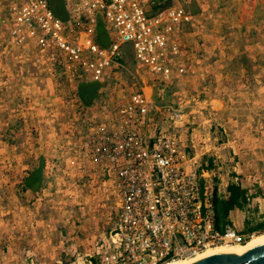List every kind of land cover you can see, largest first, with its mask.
<instances>
[{
    "label": "built area",
    "instance_id": "2783aa9c",
    "mask_svg": "<svg viewBox=\"0 0 264 264\" xmlns=\"http://www.w3.org/2000/svg\"><path fill=\"white\" fill-rule=\"evenodd\" d=\"M6 2L8 27L0 47L39 48L71 84L101 82L115 64L123 67L126 44L136 63L160 80L187 72L178 37L198 15L179 3L155 11V0H63L62 19L51 0ZM98 18L108 47L98 44L91 29ZM158 111L168 118L156 122ZM179 114L175 105L162 106L140 89L118 112L87 119L78 139L80 169L106 200H116L117 212L115 227L93 239L87 252L78 254V264H172L250 239L232 223L224 232L216 228L215 187L224 196L228 185L218 168L189 151Z\"/></svg>",
    "mask_w": 264,
    "mask_h": 264
},
{
    "label": "crops",
    "instance_id": "0c3cea01",
    "mask_svg": "<svg viewBox=\"0 0 264 264\" xmlns=\"http://www.w3.org/2000/svg\"><path fill=\"white\" fill-rule=\"evenodd\" d=\"M244 1L231 0L230 8L224 11L225 15L232 14V17L222 18L219 13H211L209 7L208 11L206 6H202V0H198L202 12L198 13L193 26L183 27L178 37L182 49L180 60L186 67V74L165 82L157 76L156 79L152 78V72L136 63L139 75L137 83L140 86L136 88L146 91L162 106L175 105L180 109L177 125L183 127V139L192 152L201 161L212 162L219 169V178L225 185L237 180L234 175L242 176L250 194L258 193L252 199V205L259 218L264 213V32L261 29L264 22L248 26ZM100 20L103 21L98 18L91 28L95 37ZM242 27L248 32L253 27L258 29L253 33L256 32V35L251 45L244 44L246 33H242ZM105 31L107 32L106 27ZM239 62L240 65L234 69V64ZM123 66L124 70L128 68L125 64ZM119 67L118 63L111 69ZM0 70V89H3L13 81V74L3 63H0ZM32 87L26 88L32 90ZM158 95L161 98H157ZM116 97L112 101V109L104 106L100 112H94L97 100L93 106L85 107L79 96L76 97L78 113L76 111L74 114L78 118L75 116L76 123L73 126L67 123L70 128L67 129L65 146L61 150V163H65V170L69 172L66 171V175L59 178L58 182L55 179L47 181L39 191H25L29 202L25 208L30 213L25 220L32 226H41V229L36 228L41 240H37L38 245L34 249L43 251L47 257L45 264H78V245L84 244L78 236V229L84 228L78 225V182L81 184L79 186L85 182L78 180V173L82 176L84 174L78 162V139L86 132L87 119L101 118L107 111L116 113V107L122 108L129 104L133 96L129 99L120 91ZM2 101L3 97L0 96V104ZM232 105L236 107L233 108ZM2 106L1 104L0 107ZM3 117L0 115V125L7 121ZM154 117L160 123L168 118V114L158 111ZM0 133V137L4 138L8 133L18 136L22 130L9 128ZM25 134L29 135L28 130H25ZM11 145L16 152L20 147L26 146L14 143ZM225 163L232 169L228 173L222 167ZM48 164L50 163L47 161L46 168H50ZM12 165L18 169L19 159L13 160ZM29 167L26 165L22 169L27 170ZM52 167L59 170L55 163ZM29 174L30 172H26L27 177ZM16 182L23 183L18 180ZM89 184L97 186L90 179ZM96 189L101 190V187ZM248 215L246 211L236 209L231 212V223L238 230L242 229ZM30 238L35 240L34 233ZM87 242L91 243L89 240ZM18 257L16 254L10 258H1L0 264L17 263ZM26 261V264H33L31 258Z\"/></svg>",
    "mask_w": 264,
    "mask_h": 264
},
{
    "label": "rangeland",
    "instance_id": "374dc122",
    "mask_svg": "<svg viewBox=\"0 0 264 264\" xmlns=\"http://www.w3.org/2000/svg\"><path fill=\"white\" fill-rule=\"evenodd\" d=\"M174 2L185 6L191 13L198 15L202 12L198 0H174ZM6 3V0H0V9L2 10L0 40L8 27ZM230 3L231 0H202L201 4L206 6L208 11L209 7L211 13H219L222 18H226L228 16L232 17V14L225 15L226 12L224 11L230 8ZM244 6L248 13L246 18L248 26L256 25L261 21L264 22V0H245ZM261 29L264 32V24ZM227 30L230 29L227 28ZM240 30L242 33H246L244 44L251 45L258 29L253 27L248 32L245 27H242ZM254 31H256L255 34H253ZM38 49L32 45L12 49L0 47V53L2 51L0 63L8 67L11 74H13V77H11L13 81L0 89V96L3 97L0 115L7 120L3 125H0V131L9 128L22 130V133L18 136L8 133L7 137H0V260L17 254L19 261L14 264H26L27 258H31L33 264H45L47 258L41 249H34L38 245L37 240H41L36 228L41 229V226H32L25 220L30 216L25 208L29 202L25 196L24 184H18L16 181H24L27 177L26 172L34 170L40 161H44L43 186L49 180L54 181L55 179L58 182L59 178L66 175V171L69 172V170H65V163H61L63 161L61 150H63L62 147L65 146L66 141L64 137L67 129L70 128L67 123L69 122L71 126L76 123L74 112L77 111L78 113V103L75 100L78 97L79 85L91 82L69 83L60 70L52 68L47 56L42 57L40 55ZM122 54L123 57L120 62L128 68L124 70L123 66L118 69H110L106 73L100 82L103 84V88L97 99L94 112L102 111L101 109L104 106L112 109V101L117 99L115 96L118 92L121 91L123 95L130 99L137 88L140 87L137 83L138 66L134 61L132 45L126 44L123 46ZM240 62L242 63L241 58ZM240 62L234 64V69L240 65ZM8 77L6 76V78ZM151 77L156 79L153 73H151ZM30 86H33L32 90L26 88ZM30 94L31 97H29ZM29 98L31 99L29 100ZM157 98L161 97L158 95ZM116 106H118L117 103ZM232 106L233 108L236 107V105ZM119 108L120 106L116 107V112L120 110ZM243 108H245L244 105ZM25 130H28V136H26ZM12 143L14 145L25 144L26 146L20 147L16 152L12 149ZM186 144L188 145V143ZM189 151L193 154L192 149H189ZM18 159L20 166L15 169V165L11 166V163L13 160L17 161ZM47 161L50 163L48 164L50 168H46ZM53 163L59 167V170L52 167ZM226 164L222 167L227 169L228 173L232 169ZM26 165L30 166L29 169L23 170L22 168ZM79 179L85 182L82 186H79L81 184L78 182V225L84 226V228L78 229V236L79 240L84 242L85 245H78V254H84L89 249L90 243L87 242L88 240L91 242L93 239L105 236L115 227L117 206L114 198L106 200L103 191L96 189L98 186L90 185L89 178L87 179L78 173ZM93 188L95 190H92ZM255 210V206L251 203V213H248V216L252 220L258 219ZM235 221L238 224V220L235 219ZM90 228H93V230H90ZM32 233H34L35 240L30 238ZM26 236H28V239H26ZM7 264L11 263L8 262Z\"/></svg>",
    "mask_w": 264,
    "mask_h": 264
},
{
    "label": "trees",
    "instance_id": "16d2710c",
    "mask_svg": "<svg viewBox=\"0 0 264 264\" xmlns=\"http://www.w3.org/2000/svg\"><path fill=\"white\" fill-rule=\"evenodd\" d=\"M51 1L55 14L58 17L65 19L67 17V12L63 0ZM155 3L156 5L154 6V10L157 11L172 6L174 0H155ZM103 23L104 22L100 20L96 32V41L101 47H108L110 45V38L105 31ZM102 88L103 84L100 82H87L81 83L79 85L78 96L85 107H91L94 105V103L100 96ZM209 164L211 168L214 167L212 162H209ZM43 170L44 161H40L39 165L30 172L28 177L24 179L23 188L25 191H39L42 188L44 183ZM236 177L238 180H234L228 185L227 194L224 196H218V187H215L216 196L214 199V203L216 213V228L221 232H224L225 228L231 224L230 215L232 211L240 209L250 214V205L252 203V199L257 197L258 195L257 192L250 194L249 189L245 186V180L242 176L234 175V178ZM238 231L240 234L246 235L249 238L259 234H264V213L262 217H259L257 220L247 218L244 227L242 229H239Z\"/></svg>",
    "mask_w": 264,
    "mask_h": 264
},
{
    "label": "water",
    "instance_id": "95a60500",
    "mask_svg": "<svg viewBox=\"0 0 264 264\" xmlns=\"http://www.w3.org/2000/svg\"><path fill=\"white\" fill-rule=\"evenodd\" d=\"M192 264H264V243L252 246L242 253L212 254Z\"/></svg>",
    "mask_w": 264,
    "mask_h": 264
},
{
    "label": "bare ground",
    "instance_id": "6f19581e",
    "mask_svg": "<svg viewBox=\"0 0 264 264\" xmlns=\"http://www.w3.org/2000/svg\"><path fill=\"white\" fill-rule=\"evenodd\" d=\"M264 243V234L263 235H258V236H252L250 240L246 244H240V245H223V246H218L213 249H209L206 252L198 255L197 257L187 259V260H182L178 261L172 264H192L200 259H203L207 256H210L212 254L216 253H222V252H233V253H242L248 248Z\"/></svg>",
    "mask_w": 264,
    "mask_h": 264
}]
</instances>
